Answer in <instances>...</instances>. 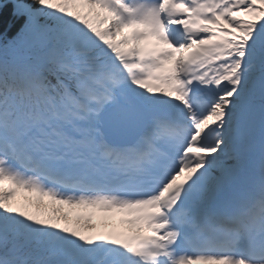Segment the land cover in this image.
Segmentation results:
<instances>
[{
    "label": "snow or ice",
    "instance_id": "obj_1",
    "mask_svg": "<svg viewBox=\"0 0 264 264\" xmlns=\"http://www.w3.org/2000/svg\"><path fill=\"white\" fill-rule=\"evenodd\" d=\"M0 264H264V0H0Z\"/></svg>",
    "mask_w": 264,
    "mask_h": 264
},
{
    "label": "rangeland",
    "instance_id": "obj_2",
    "mask_svg": "<svg viewBox=\"0 0 264 264\" xmlns=\"http://www.w3.org/2000/svg\"><path fill=\"white\" fill-rule=\"evenodd\" d=\"M102 219H103V216H101L99 219H95L93 222H94V223H97V224H100L101 221H102ZM97 221H98V222H97ZM118 223H119V222H117V221L115 220L111 226H112V227H117V226H118Z\"/></svg>",
    "mask_w": 264,
    "mask_h": 264
}]
</instances>
